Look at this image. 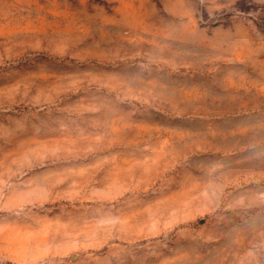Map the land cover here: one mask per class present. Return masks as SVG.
Wrapping results in <instances>:
<instances>
[{"label": "rangeland", "instance_id": "obj_1", "mask_svg": "<svg viewBox=\"0 0 264 264\" xmlns=\"http://www.w3.org/2000/svg\"><path fill=\"white\" fill-rule=\"evenodd\" d=\"M0 264H264V0H0Z\"/></svg>", "mask_w": 264, "mask_h": 264}]
</instances>
